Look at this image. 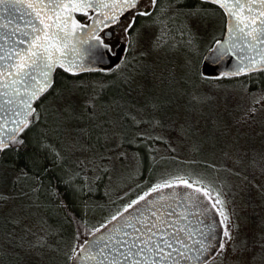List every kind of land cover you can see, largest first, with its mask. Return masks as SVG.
Here are the masks:
<instances>
[{"label": "snow or ice", "instance_id": "1", "mask_svg": "<svg viewBox=\"0 0 264 264\" xmlns=\"http://www.w3.org/2000/svg\"><path fill=\"white\" fill-rule=\"evenodd\" d=\"M201 61H231L219 77L264 71V0H0V264H249L244 189L156 154L157 140L176 151L166 132L237 163L248 151L206 119ZM258 92L242 119L264 107ZM125 180L106 204L84 198ZM256 242L264 258V231Z\"/></svg>", "mask_w": 264, "mask_h": 264}, {"label": "rangeland", "instance_id": "2", "mask_svg": "<svg viewBox=\"0 0 264 264\" xmlns=\"http://www.w3.org/2000/svg\"><path fill=\"white\" fill-rule=\"evenodd\" d=\"M117 36L119 33L116 34ZM218 37V36H217ZM209 36L206 34L201 42L203 51L204 45L207 43ZM215 84L222 85L217 88ZM202 88L208 95L214 99L206 106V119L209 121L219 116L232 126L233 131L242 133L241 143L246 145L248 151L242 153L240 160L237 163V158L233 157L232 150L227 146H217L215 149L205 144L200 152H194L190 144L186 141L182 142L177 138L175 133L166 132L169 136V141L172 148H175V153L185 158L184 164H175L172 162L170 167H190L195 171H204L212 175L206 168L207 164H216V174L226 184L235 185L237 188H243L241 194L243 200L237 197V205L240 210V233L242 236L248 237L250 250L245 253L249 264H264V258L256 255L260 245L256 241L260 239V233L264 231V159L261 155L264 154V107H258L255 113H249L253 119H242L244 112L248 111L252 106V97L249 91H245V86L240 83H211L209 81L202 85ZM259 94V93H257ZM259 105H264V100H259ZM236 121H240L237 123ZM222 151H228L229 156L222 155ZM129 164H135V160L131 157ZM227 167H220V165ZM227 168H232L233 172H240L236 176L227 171ZM125 180L119 188V192L125 189L127 185ZM124 192V190H123ZM106 209L102 211L96 210V215H104ZM256 255L255 259L252 257ZM227 258V257H226ZM47 264V261H45Z\"/></svg>", "mask_w": 264, "mask_h": 264}, {"label": "trees", "instance_id": "3", "mask_svg": "<svg viewBox=\"0 0 264 264\" xmlns=\"http://www.w3.org/2000/svg\"><path fill=\"white\" fill-rule=\"evenodd\" d=\"M217 38H220L219 36ZM206 54V53H205ZM202 65V61H201ZM200 65V66H201ZM104 74L100 73L98 71H93L91 73H86L84 78L88 79L90 77H103ZM212 78L209 80V82L213 83H240L241 85H244L247 88V91L250 93L252 92H258L260 89H264V71H261L258 75L253 74H242L240 76H232V77H219V76H211ZM249 77L251 78V83L249 82ZM112 91H116V89H113ZM264 100V99H263ZM158 145L157 148V156L158 157H164L165 160L162 164H160L161 167H170L172 165V162H175V164H184L185 158L175 153V151H171V149L168 147V142L157 140L155 142ZM136 151H139L144 156V166L142 169V176H134L132 179L135 180L136 184H140V180L142 178H147L149 176L148 169L151 167V161L148 159L147 156V149H145L143 146L140 148H136ZM176 157H179V159H176ZM207 169L214 175L216 174L215 168H212V165L210 163L207 164ZM132 187L131 181H127V185L125 187L124 192H128V188ZM142 187V185H141ZM100 191L98 192H92L88 193L87 196L84 198L87 199L88 197H91V199L100 202L101 204H106V202L109 199L115 200L116 197L120 194L119 189L114 192H109L108 195H105V189L104 184L101 183L99 185ZM122 190V191H123ZM137 189H133V191H136ZM129 195H132V193H129ZM99 211H102L103 209H96ZM79 214V212H77ZM101 215H96V218H99ZM66 229V233L68 235H71L73 225L71 224H65L64 225Z\"/></svg>", "mask_w": 264, "mask_h": 264}, {"label": "water", "instance_id": "4", "mask_svg": "<svg viewBox=\"0 0 264 264\" xmlns=\"http://www.w3.org/2000/svg\"><path fill=\"white\" fill-rule=\"evenodd\" d=\"M230 64H231V61H226L224 64H220V65H213V64L205 63V62L202 61L201 67L202 68H206L211 73V76H218L217 75L218 71L223 70L226 65L230 66ZM100 66L101 67H103V66H111V63H110V61L108 59H105V60L100 61ZM242 74H240V75H242ZM240 75H234V76H240Z\"/></svg>", "mask_w": 264, "mask_h": 264}, {"label": "flooded vegetation", "instance_id": "5", "mask_svg": "<svg viewBox=\"0 0 264 264\" xmlns=\"http://www.w3.org/2000/svg\"><path fill=\"white\" fill-rule=\"evenodd\" d=\"M115 38V37H114Z\"/></svg>", "mask_w": 264, "mask_h": 264}]
</instances>
